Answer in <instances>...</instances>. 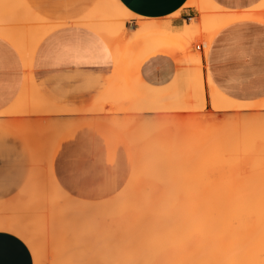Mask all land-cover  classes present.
I'll return each mask as SVG.
<instances>
[{
	"label": "bare ground",
	"instance_id": "1",
	"mask_svg": "<svg viewBox=\"0 0 264 264\" xmlns=\"http://www.w3.org/2000/svg\"><path fill=\"white\" fill-rule=\"evenodd\" d=\"M107 0H105V2H106ZM111 1V0H110ZM204 1H206V0H203V2L202 1H200V0H188V2L186 3V7H190V8H195L196 9V11H197V13L199 14V15H201L204 11H206L207 9L209 10V11H211V8H212V11H213V9H214V12L213 13H211V14H205L204 13V15H205V17H206V15H207V18L206 19H208V17L210 18V16L211 17H213V16H215V14H217L218 15V13L216 12V11H218L219 9H221V7L218 9V10H216L215 8L218 6V5H216L215 7H214V5H215V3H213L212 1L210 2V0L207 2L206 1V3L204 2ZM264 1V0H263ZM98 3H97V6H98V9H97V7L95 8V9H97L96 11L93 9V13H92V11H90V13H88V14H86V15H84V16H82L81 18H80V20H78L79 22H78V24L77 25H80V26H83V27H90V26H92L91 28H92V31H94L95 33H97V34H99L101 37H103L104 38V40L107 42V44L109 45V46H112L111 47V49H113V48H115V46H113L114 45V43H115V45L117 44V46L119 45V44H121V42L120 43H116V42H119V40L120 41H122V38L125 36V28H124V26H125V22H123V18L124 17H126V16H131L130 15V13H128L124 8H122L120 5H119V3H117V1L116 0H113V1H111L112 3H109V1H107L108 2V6H107V2L104 4V5H106L105 7H104V5H103V2H104V0H98L97 1ZM202 2V3H201ZM210 2V3H209ZM115 3H117L116 5H114ZM203 3H205V4H203ZM213 3V6L211 5L210 6V4H212ZM102 4V5H101ZM112 4H113V6H112ZM192 4V5H191ZM103 6V8H101V7ZM115 6V7H114ZM119 6V7H118ZM207 6V7H206ZM209 6V7H208ZM258 6H261V7H258ZM258 6H255L254 8H252L253 10L256 8V7H258V9L260 10H264V3L263 2H261V4H259ZM205 7H206V9H205ZM219 7V6H218ZM223 9V8H222ZM252 9H250V10H252ZM257 9V8H256ZM255 9V10H256ZM224 11H226L225 9H223ZM250 10H249V12H250ZM252 10V11H253ZM260 10V11H261ZM211 11V12H212ZM221 11V10H220ZM223 12V11H222ZM254 12V11H253ZM119 13V14H118ZM206 13H207V11H206ZM227 13L228 14H230V12L229 11H227ZM232 13V12H231ZM234 13V12H233ZM240 13V12H239ZM120 14H122L121 16H120ZM214 14V15H213ZM223 14H224V12H223ZM226 14V13H225ZM249 15H247V14H245V16L244 15H242V16H238V17H234V16H228L227 14V16L228 17H225V18H223V19H215L214 21H209L208 23H206V25L204 24V26L203 25H199V24H197L196 22L194 23V22H192V23H189V24H184V25H182L183 27H181V28H172L171 27V25L168 23L167 25L165 24V25H159V27L157 26L158 25V23H155V24H151L150 23V21H139L138 22V26H139V29L137 28V30L134 32V34L133 35H131V42L134 44L135 42H137V41H139V40H141V39H143V38H146V37H149L150 36V34L152 33V31H160V33H161V36L160 37H162V38H164V39H173L174 41H176V42H178V43H182L184 40H190L191 38H195L196 36H200V30L202 29V26H203V30H207L208 31V35H207V37H206V40H205V42H204V45L203 46H205V48H206V51H207V48H208V46H209V44H210V42H211V40L213 39V37L221 30V29H223L224 27H226L227 25H229V24H231V23H233V22H236V21H241V20H251V18H252V16L254 15V14H250V13H248ZM109 15V16H108ZM220 15H222V13L220 12L219 13V17L218 18H221V16ZM236 15V14H235ZM237 15H238V13H237ZM240 15V14H239ZM110 17L111 19H112V24H109V22H107L106 24H102V27H97L98 26V24H97V22L98 21H101L102 19H104L105 17ZM119 16V17H118ZM122 16H124L123 18H122ZM202 16V18L203 19H205V17H203V15H201ZM263 16V15H262ZM217 17V16H216ZM119 18V19H118ZM262 18H264V17H262ZM121 19V20H120ZM206 19L204 20L205 22H206ZM213 19H214V17H213ZM209 20V19H208ZM212 20V19H211ZM121 21V22H120ZM152 22V21H151ZM4 23H8L9 25H12L13 26V24H16L18 27H16V29H13L12 30V27L10 28V27H8L7 25L8 24H4ZM46 19H44V18H42V17H40V16H38V15H36L31 9H30V7L27 5V3L25 2V0H0V34L1 35H3V36H5V37H8L9 35H11V34H13L14 35V39L16 40V43H15V49L18 51V54H19V57H20V59L22 60V62L24 63V65H25V67H28L29 66V63H30V60L33 58V52H34V50H35V48L37 47V45L39 44V42L44 38V36H40L41 34H40V32H42V31H44L46 34H49L52 30H54V29H56V28H58V27H60V25H57V24H53V23H51L52 25H50L49 24V22L48 23H46V24H49V26H47L46 24ZM260 23V22H259ZM183 24V23H182ZM6 25V26H5ZM24 26V25H28V28H29V26H30V28L27 30V31H24L23 30V28H21L22 26ZM101 25V24H100ZM161 26V27H160ZM97 27V28H96ZM17 30V31H16ZM207 31L205 32L206 34H207ZM204 34V33H203ZM201 37V36H200ZM114 38H116V39H114ZM118 38V39H117ZM121 38V39H120ZM203 39H204V37H203ZM113 40H114V43H113ZM116 40V41H115ZM191 41V40H190ZM195 41V40H194ZM123 43V42H122ZM121 48H122V45H119ZM120 47H118V49L120 48ZM118 49L116 48L114 51H115V53L117 54V55H120V54H118ZM123 50V49H122ZM117 51V52H116ZM119 52H121V49L119 50ZM121 54H122V52H121ZM117 55H115L117 58H118V56ZM120 58V57H119ZM122 58V57H121ZM115 60H117V59H115ZM119 60V59H118ZM121 60V59H120ZM194 62H196V65L197 66H199V70H198V77L197 78H199V80L197 79V95H198V97H199V101H201L200 103H202V108H204V107H206V100H205V93H204V80H203V76H202V73H201V57H198L197 59H195V61H192V63H194ZM117 63H120L119 61H117ZM115 66H116V63H115ZM116 68H117V66H116ZM197 69H198V67H197ZM119 73V70H118V68H117V70H115V74L117 75V73ZM119 76H120V74H118ZM197 75V74H196ZM119 76H118V78L117 79H114L113 80V82L111 83V86H110V88H109V90L111 91H109L107 94H105L106 95V97H107V95L109 96V94L111 93V96L115 93L116 94V91H117V89L119 88ZM207 77V76H206ZM121 78V77H120ZM207 79V78H206ZM207 81V84H208V86H209V96H208V98H209V105H210V107L213 109V110H215V111H217V110H219V109H221V108H224L225 109V111H226V109H228V111H230L231 109V111H233V108H238L237 106H231L230 104V102H229V100L227 99V98H223L222 99V97L220 96V94L218 93V91L211 85V83H210V80L209 79H207L206 80ZM123 85V84H122ZM122 87V86H121ZM123 88V87H122ZM121 90H123V89H121ZM126 90V92H128V93H126V95L129 97L128 99H131V97H132V94H130V92H129V90L126 88L125 89ZM119 91V90H118ZM112 92H114L113 94H112ZM194 92V91H193ZM119 93H121V92H119ZM124 93V92H123ZM117 97H119L120 95L117 93ZM111 96H110V99H108V100H106V102H108L109 100H111L112 98L114 99L115 98V96L116 95H113L112 96V98H111ZM123 96H124V94H123ZM126 96V97H127ZM194 96V95H193ZM104 97V96H103ZM102 97V98H103ZM116 97V98H117ZM101 98V99H102ZM105 98V97H104ZM115 98V99H116ZM182 98V97H181ZM194 98V97H193ZM114 99V100H115ZM119 100H122V99H120V98H118ZM126 99V101H127V98H125ZM125 99L123 100V101H125ZM186 99V98H185ZM114 100H111V103L112 102H114ZM132 100H135L134 98H132ZM136 101V100H135ZM183 101V100H182ZM188 101V100H187ZM192 101V100H191ZM198 101V102H199ZM115 102H118L119 103V101L118 100H116ZM120 102H122V101H120ZM176 102V101H175ZM197 102V103H198ZM137 104V107H136V105L134 106V108L136 107L137 109H135V110H133V111H135V113H137V111H138V113H140V112H145V111H149V112H155V113H158L159 111L161 112V113H166L168 110H169V108H166V107H164V106H156V105H149V104H145V103H142V102H140V101H138V102H136ZM184 103V102H183ZM172 104V103H171ZM187 104V103H186ZM201 105V104H200ZM221 105H223L224 107H221ZM165 106H167V105H165ZM176 106V105H175ZM102 107L103 106H101L100 108L102 109ZM158 107V108H157ZM201 107V106H200ZM245 107V106H244ZM248 107V106H247ZM133 108V109H134ZM139 108V109H138ZM98 111H101V113L99 114V115H101L102 114V110H99V106H98ZM171 109V108H170ZM172 109H173V107H172ZM176 110H180V112L182 111V110H184V111H188L189 110V107H187V106H181V104H180V106H177V108H175ZM239 109V108H238ZM244 109V108H243ZM86 109H69V108H62V107H60L59 105H57V104H55V103H53V102H51L50 100H48L44 95H43V93L42 92H40L36 87H35V85H34V82H33V79H32V74L30 73V72H26V76H25V79H24V86H23V89H22V91H21V93H20V95H19V97L17 98V100L15 101V103L13 104V105H11V107L9 108V109H7V110H5V111H3V112H1L0 113V124H3V125H6V126H8L10 129H12L15 133H17L18 135H20L21 137H22V139H23V141H24V143H25V145H26V147H27V149H28V154H29V156H30V167H29V173H28V177H27V180H26V182H25V184L23 185V187L20 189V191L16 194V195H14V197H12L10 200L8 199L7 201H3V202H0V232H3V233H7V234H10V235H13V236H15V237H17V238H20V239H22L25 243H26V245H27V247L31 250V253H32V255H33V257H34V261L36 262V264H39V261H41V260H45V263L50 259V256L51 255H57V254H63V253H67V254H71L72 252H73V254L75 255V256H77L78 254H79V251H78V245H79V242H78V238H79V236H81L82 234L81 233H83L84 231H86V232H90V230L92 229V228H97V227H99L100 226V223L98 222V220L97 221H95V222H91V221H89V223H87L88 225L86 226V228L82 231V230H80V231H74V229H77V228H75V226H76V222H77V220H76V218L74 217V214H72V212H73V210L75 209V208H77V207H80L81 205H83L84 204V201H82L81 199H78V198H76V197H73L72 195H70L61 185H60V183L58 182V180H57V178L55 177V174H54V171H53V168H52V164H53V156H54V152H55V149H56V146H57V143H58V141L61 139V137L62 136H64L65 135V133L66 132H68L69 130H71L73 127H72V123L70 124V125H68V127L64 130V131H61V132H57V131H55V129H56V124H52V123H46L45 122V125L44 126H42V125H40L38 128H39V130L38 129H36V126L37 125H35V124H33V122L32 121H30L31 123H18L17 121H15V120H13L12 118H14V117H17L18 115H23V114H26L28 111H32L33 112V114L35 113L36 114V116L37 115H40V116H55V115H71L72 113H80V114H82V113H85L84 111H85ZM89 110V109H88ZM95 110V109H94ZM93 110V111H94ZM137 110V111H136ZM141 110V111H140ZM159 110V111H158ZM196 110V109H195ZM194 110V111H195ZM200 110H202V109H200ZM237 110V109H236ZM241 110V109H240ZM240 110H238V111H240ZM245 110H247V109H245ZM249 110V109H248ZM90 111H92V110H90ZM90 111H88V112H90ZM107 111H108V109H105V111H104V114H108L107 113ZM158 111V112H157ZM184 111H183V113H184ZM235 111V110H234ZM106 112V113H105ZM153 112V113H154ZM159 112V113H160ZM171 112V111H170ZM191 112V111H190ZM87 113V112H86ZM82 114V118L84 117V120L85 121H88L89 119H91V120H93L94 118H95V120H97V121H93V123L94 124H97V123H99V124H103L104 122H106V123H104V126H108V127H110V123L108 122V124L109 125H106L107 124V121L110 119L111 121H112V119H113V117H111V118H106L105 117V115L103 116V118L100 120L99 118V116H97V117H91V114L89 113V115L90 116H88L87 114ZM99 113V112H98ZM175 113V112H174ZM28 114V113H27ZM96 114V113H95ZM185 114V113H184ZM74 115V114H73ZM76 115V114H75ZM78 115V114H77ZM93 115V114H92ZM24 116V115H23ZM29 116V115H28ZM81 115H79V117L78 118H76L74 121H75V126H79V125H82L83 124V120L81 119V117H80ZM85 116H87V117H85ZM178 116V115H177ZM172 117V119H171V122H172V120H174L173 121V124L170 122V116H163V117H161L162 119H164L163 121H165V119L166 120H169V122L173 125L172 127H174L175 126V128L178 130L177 132H174L173 131V129L172 130H170L172 127L171 126H169V125H171V124H168L167 125V123H169V122H166V125H167V128L165 127V125H163L164 126V128L163 127H161L160 129H159V127H156V126H159V124L162 126V124H164L163 123V121H162V123H159V120H161L160 118L157 120V121H155V118L157 119L158 117H155V118H153L152 120L151 119H147V120H141V119H139L138 118V120H134V121H139V120H141L140 122H134L135 124H136V126L137 125H139L140 126V128H142V130H143V127H144V129L146 130H144V132L143 131H141V133H144L145 134V136L147 135H152L151 137H152V139H154V140H157L156 141V143H155V141L154 140H152L151 139V137H149V142L152 140L153 142L151 143L150 142V144L151 145H153V143H154V145L153 146H151L149 149H151L152 147L153 148H156L155 150H156V152H154L155 150L152 148V150H153V153H152V155H155L154 157H156V158H154L150 153L152 152L151 150H150V153L148 154V155H150V156H148V158H150L149 160H154V161H148V160H146V163L144 164V163H142L144 166H147V167H142V169H141V171H142V173H143V175H141L139 172V174H140V176H143L144 178H146V177H149V178H153V177H155V176H158L160 173V171H159V167H158V165L160 164V163H158V162H160L161 161V159H160V156H161V154L163 155V153H166V152H168L169 151V148H170V151L171 150H176L177 149V151L179 152H181V151H185L184 153H186L185 154V156L187 155V157L190 159V157L191 158H193L192 157V155L194 156L195 154H196V150H200V152L202 151H204V153L205 152H207L208 150H209V147H207L205 150H203L204 149V146H205V142H200L199 143V145H196V138H198V137H196L195 138V136H196V134H195V132L197 131H194L195 130V128H196V123H198L199 124V126H201V124L204 122L203 120H202V122H201V120L199 119V121L198 120H196V117H190V116H185V117ZM101 117H102V115H101ZM104 117H105V119H104ZM126 117V116H125ZM128 117V116H127ZM137 117V116H136ZM87 118H89V119H87ZM124 118V117H123ZM131 118V119H130ZM130 118H126V119H130V121H133V118L134 117H130ZM79 119V120H78ZM99 119V120H98ZM107 119V120H106ZM115 119V118H114ZM120 119V118H119ZM136 119V118H135ZM198 119V118H197ZM202 119V118H201ZM212 119V118H211ZM211 119H209V122H210V120ZM91 120H89V121H91ZM105 120V121H104ZM153 122V120L155 121V122H158V123H156V124H154V125H152V124H150V122L151 121ZM215 120L216 119H214V122H215ZM101 121V122H100ZM104 121V122H103ZM114 121V120H113ZM128 121V120H127ZM146 123V124H148V125H146L144 122ZM150 121V122H149ZM197 121V122H196ZM211 121H213V119L211 120ZM264 121V120H263ZM73 122V121H72ZM96 122V123H95ZM103 122V123H102ZM142 122V124H140ZM148 122V123H147ZM214 122H211V123H213V124H215ZM218 122V121H217ZM85 123V122H84ZM87 123H90V122H87ZM92 123V124H93ZM131 123H133V122H131ZM133 123V124H134ZM207 123H208V121H207ZM210 123V124H211ZM37 124V123H36ZM74 124V123H73ZM206 124V123H205ZM209 124V123H208ZM112 125V124H111ZM143 127H142V126ZM146 125V126H145ZM178 125V126H177ZM204 125V124H203ZM113 126V125H112ZM155 126V127H154ZM180 126H181V129H179L180 128ZM206 126V125H205ZM132 127H135V126H132ZM147 127V128H146ZM151 127H152V129L155 131H151ZM171 127V128H170ZM112 130H114L115 131V128L113 129L112 127H110ZM139 128V129H140ZM156 128H158V129H156ZM199 128V127H198ZM197 128V129H198ZM250 128V127H249ZM150 129V130H149ZM157 131H156V130ZM164 129V130H163ZM183 129V130H182ZM184 129H185V131H186V133H185V131H184ZM206 129V128H205ZM141 130V129H140ZM168 130V131H167ZM180 130H181V132H180ZM188 130H189V133L190 134H188ZM199 130V129H198ZM202 130H203V127H202ZM37 131H38V133H37ZM148 131V132H147ZM169 131H171V134L169 133ZM200 131V130H199ZM205 131V130H204ZM139 132V131H138ZM153 132L155 133V134H153ZM161 132V133H160ZM168 132V133H167ZM182 132H184V134L182 133ZM119 133V132H118ZM148 133H150V134H148ZM172 133H174V134H177V135H174V134H172ZM180 133H182L181 135H180ZM203 133V132H202ZM132 134H133V132H132ZM166 134V135H165ZM188 134V135H187ZM120 135V134H119ZM153 135H155V136H153ZM162 135V136H161ZM163 135H164V137L166 136L167 137V139H166V137L165 138H162L163 137ZM188 136L187 138L185 137V139L184 140H180V136L182 137V136ZM215 135V134H214ZM222 135V134H221ZM220 135V136H221ZM136 136V135H135ZM144 136V137H145ZM157 136H159V137H157ZM172 136H173V138H172ZM206 136V135H205ZM220 136H218L219 138H220ZM155 137V138H154ZM208 137V136H207ZM211 137V136H210ZM216 137V136H215ZM37 138L39 139V141H38V143L35 145L34 144V140H37ZM160 138H161V140H160ZM191 138V139H190ZM217 138V137H216ZM135 139V138H134ZM164 139H166V140H164ZM187 139V141H185ZM199 139V138H198ZM221 139V138H220ZM223 139V138H222ZM146 140H148L147 138H146ZM146 140H144V141H146ZM160 140V141H159ZM173 140H175V141H173ZM202 140H204V139H202ZM216 140H218V139H216ZM163 141L165 142V143H163ZM166 141H169V142H166ZM171 141H173V142H171ZM183 141H184V143H183ZM206 141V140H205ZM209 141V140H208ZM212 141L214 142V140L212 139ZM161 142V143H160ZM176 142H177V144H176ZM198 142V141H197ZM168 143H170V144H168ZM188 143H189V145H188ZM194 144V145H192V144ZM210 143V142H209ZM141 144V143H140ZM149 144V143H148ZM156 144H157V146H156ZM161 144H163V145H161ZM208 144V143H207ZM161 145V149H159L158 147ZM166 145V146H165ZM171 145H173V146H171ZM182 145V146H181ZM185 145V146H184ZM188 145V146H187ZM211 145V144H210ZM165 146V147H164ZM168 146H169V148H168ZM182 148H184L183 150L181 149V147ZM164 147V148H163ZM167 147V148H166ZM176 147V148H175ZM190 148V150H189V148ZM130 148V147H129ZM141 148V147H140ZM145 148V147H144ZM180 150H179V149ZM186 148V149H185ZM188 148V149H187ZM192 148V149H191ZM138 149V148H137ZM136 149V150H137ZM202 149V150H201ZM162 150V151H161ZM138 151V150H137ZM141 151V150H140ZM145 151H146V149H145ZM160 151V152H159ZM176 151V152H177ZM187 151V152H186ZM132 152V151H131ZM189 152V153H188ZM195 152V153H194ZM170 153V152H169ZM183 153V154H184ZM194 153V154H193ZM197 153H198V151H197ZM136 154V153H135ZM146 154V153H145ZM182 154V155H183ZM191 154V155H190ZM139 155L140 154H138L137 153V157H136V159H137V161L139 160V162H142V158H144V157H141L140 156V158H138L139 157ZM147 155V154H146ZM159 155V156H158ZM189 155V156H188ZM213 156V155H212ZM159 157V159L160 160H158L157 158ZM188 158H187V160H188ZM212 158H214V157H212ZM145 159V158H144ZM143 159V161L145 162V160ZM147 159V158H146ZM156 159H157V161H156ZM195 159V158H194ZM157 163H156V162ZM139 162H138V164H139ZM153 162H155L154 164L155 165H153L152 163ZM133 163V162H132ZM138 164H134V165H137L138 166V168H139V165ZM150 166H149V165ZM137 166H135V167H137ZM142 166V165H141ZM155 166H157L156 168L158 169H156V168H154ZM160 166V165H159ZM132 168V167H131ZM141 168V167H140ZM140 168H139V171H140ZM134 169V168H133ZM132 169V170H133ZM143 169H145L144 171H143ZM156 169V170H155ZM134 170H136V169H134ZM146 171V172H145ZM159 171V172H158ZM132 172V171H131ZM134 172V171H133ZM136 172V171H135ZM156 172H158V173H156ZM144 173H145V176H144ZM134 174V173H133ZM132 174V178H133V175ZM139 174H137V175H139ZM147 174V175H146ZM148 174H149V176H148ZM155 174V175H154ZM196 174V173H195ZM194 174V175H195ZM130 177V176H129ZM143 177H137V180H135L136 182H132V183H134V187H132V189H130V190H133L132 192H130L131 194H133V195H131V197H130V199H132V201H131V203H133V201H134V203L136 202V201H138V200H140V198H141V196H140V193L143 195L142 196V198L144 199H142V201L144 202L145 201V203L147 204L148 203V201L147 200H145V199H147L146 197H148V194L149 193H152L153 191H152V187L149 185V187H151V188H149V191H144L143 190V187H145L146 188V186H148L147 185V183H146V186L144 185V181H143ZM176 177H180V176H176ZM195 178H196V176L194 177V179H193V182L190 180V182L188 181V184L189 183H192V185L191 184H189V186H188V184H186V182H184L185 184V186L183 187V189L184 188H186V186H188L187 188L188 189H182L181 191H182V193H181V191H180V189L181 188H178V191H176V189H173V187H174V185H175V183L173 184V181H172V179L174 180V177L172 178V179H168V180H171V181H169L168 183H170L171 182V184L172 185H170V184H168V183H166L167 182V180H161L160 179V181L161 182H163L162 183V186L164 187L165 185H166V187L168 186V188H166V189H162V186H161V189H162V197L163 198H161V199H164L165 198V195H167V194H171L170 196L168 195L165 199H169L168 201V203L170 204H167V206L166 207H168V210H167V208L165 207V204H166V202H167V200H163V201H161V199L159 200L158 199V201H160V203L162 202H165L164 203V205L161 203V204H156V203H159V202H157L156 201V199H154V197H156L157 196V194H159V192L161 191L159 188H158V190H160L159 192L158 191H156L155 190V192H157V194L155 195V194H152V197H153V199L156 201V202H154V201H152L151 202V200H153L152 198H150L149 199V202L152 204L153 202L155 203L154 204V206L155 205H159L160 207L163 205V207L164 208H160L159 207V210H158V207L156 208L157 209V211H155L154 212V210L155 209H153V210H151L152 208H154L153 207V205H151L150 203H148V204H150V206H148V205H146V204H144V205H146V206H148V208L146 207V209H145V206H144V209H143V206H142V204H140L141 205V207H142V209H143V212H141L142 211V209H141V211L139 212L140 214H142V215H144V211H148V212H151V211H153L154 212V214H151V213H148V212H145L146 213V219H148V220H146L144 217H142V218H144V220H142L141 222H143V221H145V222H143V224H141V222H138L137 224H135L136 222H134V221H132V220H136V221H138V219H137V217H138V213L135 211V215H136V213H137V217H136V219H134L133 217H134V213H129V214H131V215H128V216H131L130 218L128 217H126V216H124V217H126L128 220H130V221H132V224L130 223V221H129V224H127L128 222H126V223H123L124 225L125 224H127V226H123L124 228H122V230H124L125 229V227H126V229H127V227L131 224L134 228L133 229H131V230H126L127 232L129 231L130 233H132V234H130L129 232L125 235L124 233L126 232H124V233H122V235L125 237V239L127 240V237H128V241H127V244L129 243V244H131L130 242L132 241V244H133V242L134 241H136V242H134V244L132 245H127L126 243L124 244L123 242H122V249L120 250V251H122V250H124V251H122L121 253H120V251H119V253L121 254V255H119V253H116V252H118L117 250L118 249H120L118 246H116V247H118V249H116V251L114 250V251H112V253L114 252L115 253V255L116 256H120V259H121V257H122V260L125 258V263L127 262L126 260L127 259H129V258H131L130 256H128V255H132V254H130V253H132L133 251H132V249L134 248L135 250V252H133L134 254L136 253H138V255H137V257H135L136 256V254H135V256L133 257V259L131 258L130 259V261L131 262H135V264H140L139 262H144L146 259V261L145 262H147V263H150V261H153L152 259H154V261H153V263L151 262V264H163L164 262H166V264H264V189H263V191H262V189H258V187H257V184L260 182V181H258V183L256 184V182H255V185L256 186H254V185H252V184H254V183H250L249 182V184H247L246 183V185L245 184H243L242 186L244 187H241V186H236L235 185V183H229V185L227 184L226 185V183L227 182H225L224 183V185H222L223 184V182H222V184H220V185H213L212 183H207L208 181H202L201 179V181L200 180H198V179H196L195 180ZM181 179V178H180ZM129 180V179H128ZM127 180V181H128ZM133 180V179H132ZM155 180V179H154ZM175 180H178V179H175ZM153 181V180H152ZM159 180H156V183H159L160 182ZM184 181V180H183ZM196 181V182H195ZM137 182H138V187H137ZM155 182V181H154ZM160 182V183H161ZM178 182V181H177ZM176 182V183H177ZM129 183V182H128ZM131 183V182H130ZM129 183V184H130ZM135 183H136V185H135ZM143 183V184H142ZM159 183V184H160ZM165 183V184H164ZM183 183V182H182ZM216 183V182H215ZM218 183V182H217ZM221 183V182H220ZM179 184V183H178ZM181 184V183H180ZM242 184V183H241ZM251 184V185H250ZM132 184H130V185H127V186H131ZM144 185V186H143ZM194 185H196V187L194 186ZM157 186H159V185H157ZM171 186V187H170ZM173 186V187H172ZM176 186V185H175ZM182 186V185H181ZM194 186V187H193ZM252 186H254V188L252 187ZM126 186L124 185V188H125ZM172 188V189H170V188ZM256 187V188H255ZM261 187V186H260ZM123 188V187H122ZM122 188H121V190H122ZM127 188V187H126ZM126 188L124 189V190H126ZM135 188V189H134ZM136 188H138L139 190H140V188H141V190H143V192H138V189H136ZM154 189H156V187H153ZM129 189V188H128ZM127 189V190H128ZM147 189H148V187H147ZM151 189V190H150ZM168 189H170V190H174V191H171L170 193H169V191H168ZM189 189H190V192L189 193H191V195L190 194H188L187 196L185 195V194H183V193H188V191H189ZM192 189H194V190H192ZM196 189V190H195ZM257 189V190H256ZM124 190H122V192L124 191ZM146 190V189H145ZM134 191H136V193L134 192ZM152 191V192H151ZM168 193H167V192ZM120 192V193H119ZM121 191H118V193L119 194H121L122 193ZM128 192L129 191H127V193L124 191V193H126V194H128ZM134 192V193H133ZM147 192H149L148 194H147ZM175 194V196H178L177 194H179V197L181 196L180 195V193L182 194V198H184L183 196H185L186 197V204H187V202L188 203H191L190 204V206L188 207V206H185L186 204H185V202H182L183 203V206H181L182 204H178L177 202H178V200H177V198L175 197V196H173V193ZM177 192V193H176ZM145 193H146V195H145ZM164 193H166L165 195H164ZM192 193L194 194V196L192 195ZM117 194V193H116ZM116 194H114V196H112L111 198L114 200L115 198H113V197H115L116 196ZM118 194V195H119ZM122 195V194H121ZM121 195H119V196H121ZM123 196H124V194H123ZM128 196H129V194H128ZM133 196V197H132ZM137 198V197H139V199L137 200L135 197ZM146 196V197H145ZM150 196V195H149ZM159 196V195H158ZM157 196V197H158ZM190 196H192V197H190ZM118 197V196H117ZM116 197V198H117ZM122 197V196H121ZM127 197V196H126ZM151 197V196H150ZM160 197H161V195H160ZM168 197H171L172 198V200L170 199V198H168ZM178 197V198H179ZM188 197H190V198H192V201H190V200H188L187 201V199H188ZM120 198V197H119ZM133 198H135V199H133ZM159 198V197H158ZM176 198V200H174ZM122 199H124V198H122ZM116 200H118V198L116 199ZM121 200V199H120ZM126 200L127 201H125V202H128L129 201V199H127L126 198ZM171 200V201H170ZM180 200H184L185 201V199H180ZM121 201H123V200H121ZM175 201H176V203H177V206L179 205V209H180V207H183V208H181L180 210H181V217L178 215V211L180 212V210H178V208H177V206H175ZM130 202V201H129ZM170 202H172V205L174 204V206H172L171 205V203ZM174 202V203H173ZM120 203V202H119ZM123 203V202H122ZM142 203V202H141ZM123 204H127V203H123ZM123 204H120L121 206H123ZM137 204H138V202H137ZM137 204H136V206H135V204H134V206L135 207H137ZM185 204V205H184ZM44 205H48L49 207H51V208H57V207H61L65 212H66V214H67V216L65 217V220L64 221H57V223H56V225H55V227H54V229H55V234L53 235V236H51L50 237V244H49V246L52 248H50V251H47V243H48V240H47V237H45V238H43L42 239V245H40L39 246V242H38V240L40 239V237H38L36 234H35V232H34V230H35V228L37 227V226H39V225H41V224H43V223H41V222H38V221H35V220H33V219H30V217L28 216L31 212H33L34 211V209H30V208H32V207H42V206H44ZM85 205V204H84ZM118 205V204H117ZM116 205V206H117ZM119 205V206H120ZM129 205H130V203H129ZM128 205V207H130ZM139 205V206H140ZM127 206V205H126ZM133 205L131 204V207H132ZM169 206H171V207H169ZM184 206H185V208H184ZM124 207V206H123ZM135 207H133V208H135ZM141 207H138V208H136V209H139V208H141ZM173 207L175 208L173 211L171 210V212L172 213H174L173 215H171V214H169L170 212H169V210H170V208H172L173 209ZM187 207H188V210H187ZM121 207H118V211L116 210L115 212H114V214L116 213V215L118 214V217H119V213L121 214V212L120 211H122V213L125 211L124 209L125 208H121ZM166 208V209H165ZM129 209V212H130V208H128ZM162 209H164L165 210V212L162 210ZM177 209V210H176ZM185 210L186 209V211H188V213L190 214V216H189V223L187 222L186 223V219H183L182 218V215L184 216L185 214L183 213L182 214V212H185V211H183V210ZM120 210V211H119ZM134 210V209H133ZM140 210V209H139ZM175 210H176V212H175ZM126 211H127V208H126ZM158 211H160V212H158ZM169 213H168V212ZM133 212V211H132ZM156 212H158L157 214H155ZM124 213H126V212H124ZM128 213V212H127ZM126 213V214H127ZM148 213V214H147ZM160 213V214H159ZM176 213V214H175ZM188 213H186L187 215H188ZM70 214V215H69ZM72 214V215H71ZM112 214H113V212H112ZM112 214H110L111 216H114V215H112ZM139 214V215H140ZM69 215V216H68ZM91 215V214H90ZM107 215H109V214H107ZM122 215V214H121ZM124 215V214H123ZM132 215H133V217H132ZM148 215H150V216H148ZM156 216V218L158 219V218H160L159 216H161L162 217V215H165L164 217H163V219L161 220V219H158L159 220V225L161 224V223H163L164 221L166 222V224H162V225H164L165 226V228H163V226L162 225H160V230H159V228H157V230H155V231H153L154 230V228H155V226L156 225H158V224H156L155 223V221L157 222L158 220H156L155 219V221H154V219L153 220H151L152 218H150L151 216ZM166 215H167V217H168V220H174V219H169V217H173V218H175V217H179L180 218V220H181V218L183 219L181 222H182V225H183V221H185L184 222V225L183 226H181L180 224L181 223H179L180 221L179 220H177V222L179 223H176V220H174V222H170V221H168L166 218ZM175 215H178V216H175ZM187 215H185L186 216V218H188V216ZM184 216V217H185ZM91 217V216H90ZM109 217V216H108ZM139 217H141V216H139ZM147 217H149V218H147ZM166 217V218H165ZM171 217V218H172ZM94 218V217H93ZM103 218V217H102ZM121 218L123 219V217H121L120 216V218H119V220L118 221H120L121 220ZM126 218H124V220L126 219ZM167 220H165V219ZM100 219V218H99ZM112 219L113 218H111L110 219V221L112 222ZM116 219H118V218H115L114 220H115V222H117L116 221ZM176 219H178V218H176ZM113 220V221H114ZM151 220V221H150ZM163 221V222H161V221ZM103 221H104V219H103ZM109 221V222H110ZM123 220H121V222H122ZM148 221V222H147ZM150 221V222H149ZM154 221V222H153ZM102 222V221H101ZM105 222L107 223V221H106V219H105ZM115 222H113L111 225H109L110 223H108V224H106L107 225V227H108V225H109V227L110 226H112L111 228H108V230H107V232L108 231H110L113 227H116V228H119L118 226H117V224L115 223ZM161 222V223H160ZM169 222V223H168ZM114 223H115V226H114ZM117 223H119V222H117ZM133 223H134V225H133ZM186 223V224H185ZM102 224H104V223H102ZM151 224V225H150ZM172 225V224H177V225H180V226H175L174 225V227L176 228V227H178V228H176L177 230H181V228H179V227H182V228H184V226L185 225H187L188 227H190L191 229H188V227L186 226L185 228H187L190 232H188V230L187 231H185V232H183V230H181V231H179V232H183V233H186V235L190 238L191 236H192V239H189L188 238V240H190L189 242H191L192 240H193V242H191L192 244H193V249L191 250V246H189L188 247V245H190V244H188L187 242H188V240H187V236L184 234H181V233H179V234H181L182 236H180V238H177L176 236H175V238H177V239H179L180 241H179V244H180V246H186V247H182V249H179L180 247H179V244H177V247L178 248H176V249H179V251L181 252L180 254H178L177 256H179V257H176L178 260L176 261V263L175 262H173V259L175 258L174 256H173V252L176 254V252L178 251H176L175 252V250L173 249L174 247H175V245L173 246V248L172 247H170L169 245H173V242H178V240H173V239H171L172 237H174V236H171L170 235V233H168V236L170 237V239H168L169 237L168 236H165L166 234H167V232L164 234V232L165 231H167V230H169V229H173L172 231H174V233H173V235L174 234H178L175 230V228L173 227V228H171V227H169V225ZM189 224V225H188ZM105 225V224H104ZM129 226V227H131L132 228V226ZM136 225V226H135ZM138 225V226H137ZM144 225V226H143ZM120 227H121V225H119ZM101 227V226H100ZM106 227V226H105ZM128 227V228H129ZM152 227H153V229H152ZM157 227V226H156ZM169 227V228H168ZM103 228V227H102ZM101 228V229H102ZM138 230H137V229ZM151 228V229H150ZM161 228H163V229H161ZM166 228H168V229H166ZM136 229V230H135ZM145 229V230H144ZM149 229V230H148ZM105 230V229H104ZM114 230V229H113ZM113 230H111V231H113ZM132 230H134V231H132ZM144 230V231H143ZM163 230V237L161 236V231ZM171 230H169L170 232H171ZM103 231V230H102ZM106 231V230H105ZM104 231V232H105ZM118 231H120V228L118 229ZM117 231V232H118ZM147 231H148V233H147ZM151 233H150V232ZM157 231V232H156ZM96 232H97V230H96ZM106 232V233H107ZM145 232V233H144ZM156 232V233H155ZM176 232V233H175ZM99 233V232H98ZM110 233H112V232H110ZM134 233V234H133ZM153 233V234H152ZM191 233V234H190ZM81 234V235H80ZM105 234V233H104ZM152 235V237H150L149 236V238L151 239H154V238H156L157 239V236H156V234L158 235V234H160V236L161 237H159V235H158V241H160V242H158L156 239L155 240H152L151 239V243L149 242V239H147L146 241H147V244L148 243H150V244H148V245H151V248H152V250H157V246H155V245H157V244H159V247H160V245H166V243H164L162 240L164 239H166V237H168L167 238V240L169 241H171L172 242V244H171V242H169L168 243V246L167 247H164V248H166L165 250H163V251H166V250H168V248L170 249L169 250V252L168 251H166L165 253H162V252H159L160 251V249L161 248H159V253H162L161 255H163V254H166V256L165 255H163L164 257H167L168 255H169V257H167V258H164L163 256H161V259H159L160 258V254H158L159 255V257H158V255H156V252L157 251H155V253H153L152 252V250H151V248L147 245H145V247H144V249H147V247H148V252L149 251H151L153 254H155L156 256H152L153 254L151 253V252H149L148 254H150L151 255V257H150V255H146V253H147V250L145 251L144 249V251L146 252V253H142L143 251H139V250H141L142 249V247H140L141 245H139V247H137V245H138V243H137V238L139 239V241L140 240H143V242L146 244V242H145V239L144 238H148L147 236H144V235ZM155 234V235H154ZM94 235V234H93ZM99 235V234H98ZM108 235V234H107ZM107 235H105L106 237H107ZM142 235H143V237H142ZM103 236V235H102ZM105 236H104V239H105ZM110 236V235H109ZM117 236V235H116ZM121 237V238H124V237ZM132 236V237H131ZM137 236V237H136ZM155 236V237H154ZM164 236H165V238H164ZM94 237V236H93ZM118 237V236H117ZM119 237H120V235H119ZM134 237H136V239L134 238ZM90 238H91V236H90ZM140 238H143V239H140ZM80 239V238H79ZM83 239V238H82ZM102 238H100V240H101ZM110 238L108 237V240H109ZM187 240V242L185 241V240ZM84 240V239H83ZM91 240H93L92 238H91ZM96 240V239H95ZM99 239H98V241H100ZM106 240V239H105ZM124 240V239H123ZM129 240H131V241H129ZM173 240V241H172ZM182 240V241H181ZM90 241V240H89ZM88 241V242H89ZM97 241V242H98ZM103 241V240H102ZM107 241V240H106ZM106 241H105V245L103 246V243L100 241V243L98 244V245H102L103 247H102V250H103V248H107V246H106V244L108 243H106ZM110 241V240H109ZM122 241V240H121ZM138 241V242H139ZM153 241V242H152ZM155 241V242H154ZM183 241H185L186 243H187V245L185 244V242H183ZM95 242V241H94ZM104 242V241H103ZM114 242V241H113ZM119 242V241H118ZM142 242V241H141ZM140 242V243H141ZM158 242V243H157ZM162 242V244H160ZM180 242H183L182 244L180 243ZM92 243V242H91ZM111 244H112V242H110ZM139 243V244H140ZM143 243V244H144ZM155 243V244H154ZM97 244H95V245H97ZM175 244V243H174ZM183 244H185V245H183ZM94 245V246H95ZM115 245V244H114ZM116 245H117V243H116ZM118 245L120 246V244L118 243ZM164 245V246H165ZM91 246H93V244L91 245ZM106 246V247H105ZM108 246H109V244H108ZM111 246V245H110ZM126 246V247H125ZM129 246V247H128ZM136 246V247H135ZM142 246H144V245H142ZM114 247V246H113ZM156 249H155V248ZM163 247V246H162ZM90 248V247H89ZM99 248H101V247H99ZM98 248V249H99ZM109 248L110 247H108L107 249L109 250ZM115 248V247H114ZM126 248V249H125ZM131 248V249H130ZM137 248H141V249H137ZM149 248H150V250H149ZM91 249V248H90ZM107 249H104L103 251L105 252V250H107ZM129 249V250H128ZM172 249L174 250V251H172ZM190 249V250H189ZM83 250V249H82ZM93 250V249H92ZM107 250V251H108ZM130 250H131V252H130ZM137 250V251H136ZM45 251H46V254H45ZM97 251H99V250H97ZM96 251V252H97ZM126 251V252H125ZM172 251V252H171ZM99 252H101V250L99 251ZM98 252V253H99ZM109 252H111V251H109ZM109 252H107V253H109ZM130 252V253H129ZM140 252H141V255H139L140 254ZM157 252V253H158ZM85 253V252H84ZM92 253V252H91ZM102 253V252H101ZM106 253V254H107ZM114 253H113V255H114ZM123 253V254H122ZM126 253H127V255H126ZM169 253V254H168ZM178 253V252H177ZM110 254V253H109ZM118 254V255H117ZM101 255V254H100ZM114 255V257H116ZM123 255V256H122ZM94 256V255H93ZM103 256V255H102ZM106 256V255H105ZM108 256V255H107ZM118 256V257H119ZM126 256V257H125ZM139 256L141 257H143V258H139ZM146 258H145V257ZM113 257V258H114ZM149 257V258H148ZM157 257V258H156ZM93 258V257H92ZM96 258H98V257H96ZM108 258H110V257H108ZM127 258V259H126ZM152 258V259H151ZM172 258V259H171ZM176 258H175V260H176ZM101 259H102V257H101ZM112 259V258H111ZM115 259H117V258H115ZM120 259H118V261L120 260ZM136 259V260H135ZM140 259V260H139ZM143 259H144V261H143ZM164 259H165V261H164ZM168 259V263H167V260ZM169 259H171V260H169ZM95 260V259H94ZM119 261V263H117V264H122V262L124 263V261ZM133 260H135V261H133ZM156 260H158V261H156ZM174 260V261H175ZM86 261V260H85ZM91 261H93V260H91ZM105 261V260H104ZM108 261H110V260H108ZM115 261H117V260H115ZM117 261V262H118ZM128 262V263H131V262ZM149 261V262H148ZM160 261H162V262H160ZM160 262V263H159ZM172 262V263H171ZM111 263L113 264V261H111ZM110 263V264H111ZM115 263V262H114ZM124 263V264H125ZM100 264H102V263H100ZM116 264V263H115ZM133 264V263H132ZM144 264V263H143Z\"/></svg>",
	"mask_w": 264,
	"mask_h": 264
},
{
	"label": "crops",
	"instance_id": "2",
	"mask_svg": "<svg viewBox=\"0 0 264 264\" xmlns=\"http://www.w3.org/2000/svg\"><path fill=\"white\" fill-rule=\"evenodd\" d=\"M97 1L25 0L36 15L46 19V23L60 27L39 42L28 67H25L15 49L14 35L5 37L0 34V113L9 109L19 97L24 86L25 72L32 74L35 87L48 100L61 107L86 109L95 102L100 89L109 84L114 60L110 46L103 37L77 24L82 16L98 9ZM116 1L131 15L125 22V39L134 34L139 21L169 23L176 29L199 18L196 9L186 7L188 0ZM213 1L237 13L249 11L262 2ZM175 44L180 43L159 36L147 37L134 43L135 55H132L133 59L132 56L129 58V61L132 60L129 74L139 84L135 87L130 82L138 96L136 99L150 104H166L171 97L178 96L185 73L197 71L196 67L190 65L192 59L185 61L184 51ZM198 52L205 81L206 107H210L207 79L216 90L236 101L256 102L264 99L263 23L254 20L233 22L213 37L206 52L204 47ZM127 88L130 92V88ZM181 92L184 93L183 90ZM82 114L55 115L41 119L72 122L79 115L84 120ZM2 125L0 185L4 190L0 192V199H11L16 193L14 185L23 181L24 171L30 167V158L22 137ZM82 126L72 128L58 141L52 168L60 185L73 197H105L120 188L126 180L128 159L125 149L118 147L113 177L111 182L106 183L104 143L97 133ZM0 264H33V258L22 240L0 232Z\"/></svg>",
	"mask_w": 264,
	"mask_h": 264
},
{
	"label": "rangeland",
	"instance_id": "3",
	"mask_svg": "<svg viewBox=\"0 0 264 264\" xmlns=\"http://www.w3.org/2000/svg\"><path fill=\"white\" fill-rule=\"evenodd\" d=\"M107 1H109V3H112L111 1H113V0H107ZM106 1V2H107ZM200 1H202L203 2V0H200ZM207 1V0H206ZM206 1H204L205 3H206ZM209 1V0H208ZM207 1V2H208ZM213 2V3H215L213 0H210V2ZM105 2V0H104V2H103V5L106 3ZM201 2V3H202ZM209 2V3H210ZM262 2L264 3V1L262 0ZM118 3V2H117ZM117 3H115L114 5H116ZM205 3H203V4H205ZM213 3L212 4H210V6L212 5L213 6ZM261 4V3H260ZM102 5V4H101ZM109 4H108V2H107V6H108ZM120 5V4H119ZM192 5V4H191ZM216 5H218L217 3H215V5H214V7L216 6ZM259 5V4H258ZM257 5V6H258ZM106 5H104V7H105ZM112 6H113V4H112ZM117 6V5H116ZM219 6V7H218ZM215 9L216 10H218L221 6L220 5H218ZM101 7V6H100ZM115 7V6H114ZM119 7V6H118ZM207 7V6H206ZM206 7H205V9H206ZM209 7V6H208ZM258 7H261V6H258ZM258 7H256L253 11L252 10H250V12L249 11H246V12H241V13H238V15H237V12H234V11H230V10H226V11H224L223 9V7H221V9H219L218 11H216L217 13H218V15L217 14H215V16H213L214 17V19H213V17H211L210 16V18L208 17V19H206L207 18V15L208 14H211V13H213L214 12V9H213V11H212V8H211V11H209L208 9L206 10L207 11V13H206V11H204L201 15H203V17H205V15H204V13L205 14H207L206 15V17H205V19H206V22L204 21L205 19H203L202 18V16L201 15H199V18L198 19H196V20H191L190 21V23H192V22H196L197 24H199V25H203L204 26V24L206 25V23H208L209 21H214L216 18L217 19H223V18H225V17H228V16H234V17H238V16H242V15H244L245 16V14H247V15H249L248 13H250V14H254L253 16H252V18H251V20H254V21H257V22H260V23H263L264 24V18H262V17H264V10H259L258 9ZM101 8H103V6L101 7ZM193 8V7H192ZM218 8V9H217ZM223 8V9H222ZM195 9V8H194ZM221 10V11H220ZM224 12V14H223V12ZM227 11H229L230 12V14H228L227 13ZM222 13V15H220L221 16V18H218L219 17V13ZM232 12V13H231ZM234 12V13H233ZM228 15H226V14ZM119 14V13H118ZM236 14V15H235ZM240 14V15H239ZM122 14H120V16H121ZM214 15V14H213ZM263 15V16H262ZM109 16V15H108ZM209 16V15H208ZM217 16V17H216ZM119 17V16H118ZM124 16H122V18H123ZM130 17V16H129ZM119 19V18H118ZM128 19V16H126V17H124L123 18V22H126V20ZM212 19V20H211ZM216 19V20H217ZM121 20V19H120ZM107 22H109V24H112V19L110 18V17H105L104 19H102L101 21H98L97 22V24H98V28L99 27H102V24H106ZM121 22V21H120ZM150 23L151 24H155V23H158V22H155V21H150ZM4 24H8V23H4ZM46 24V23H45ZM101 24V25H100ZM166 25L168 24V23H165ZM165 24H163V23H158V27H159V25H165ZM47 25V24H46ZM6 26V25H5ZM8 27H12V30L13 29H16V27H18L16 24H13V26L12 25H7ZM22 26V25H21ZM47 26H49V25H47ZM160 26V27H161ZM203 26H202V29L200 30V36H196L195 38H191L189 41L188 40H184L181 44H175L176 45V47L177 48H181L183 51H184V54H183V59L185 60V61H189V60H191L192 59V61H195V59H197L198 57H200V55H199V52L198 51H196V46H198V45H204V42H205V40H206V37H207V35H208V31H207V34L205 33L206 31L205 30H203ZM10 27V28H11ZM92 26H90L89 27V29L90 30H92V28H91ZM96 27V28H97ZM21 28H23V30L24 31H27L29 28H30V26H29V28H28V25H24V26H22ZM88 28V27H87ZM139 29V26H138V23L136 24V29ZM17 31V30H16ZM204 33V34H203ZM40 36H46L47 34L44 32V31H42V32H40ZM151 36H161V33H160V31L158 30V31H152V33L150 34V36L149 37H151ZM203 37H204V39H203ZM147 38V37H146ZM114 39H116V38H114ZM118 39V38H117ZM121 39V38H120ZM131 36L129 37V38H127V39H125V36L122 38V41H120L119 40V42H116V43H120L121 42V44H119V45H122V48L118 45L117 46V44L115 45V43H114V40H113V43H114V45L113 46H115V48H113L114 50L117 48L118 49V47H120L119 49H118V54H120V55H117L116 53H115V51L113 50V49H111V47L112 46H110L109 48H110V50H111V52H112V56H113V60H114V71H113V74H112V76H111V78H110V81H109V84H107L105 87H103V88H101L100 89V91L97 93V97H96V100H95V102L93 103V104H90L89 105V107L88 108H86V110L84 111L85 113L87 112L88 113V115H89V113L91 114V117L93 116V117H97V116H99L100 118V120L103 118V116L105 115V117L106 118H111V117H113V119H112V121L109 119L108 121H107V124L106 125H109L108 124V122L110 123V127H112L113 129L115 128V131L114 130H112L110 127H108V126H104V123H106V122H102L103 124H99V123H97V124H94L93 123V121H97V120H95V118L93 119V120H91V119H89V120H91V121H85V120H83L84 122H83V128H87L90 132H94V133H97L99 136V138L103 141V143H104V151H103V154H104V158H105V160H106V165H107V167L105 168V182L106 183H109V182H111V179H112V177H113V173H114V170H115V167H114V165H115V160H116V154H117V149H118V147H123L124 149H125V153H126V156H127V159H128V169H127V171H128V173H127V177H126V180H125V182H124V184L120 187V188H118V189H116L115 191H113V193H111L110 195H107V196H105V197H100V198H94V199H81V198H78V199H81L82 201H84V204L83 205H81L80 207H77V208H75L74 210H73V212H72V214H74V217L76 218V220H77V222H76V226H75V228H77V229H74V231H80V230H84L85 228H86V226L88 225L87 223H89V221H91V222H95V221H97L98 220V222L100 223V226L99 227H97V228H92L91 230H90V232L88 231V232H86V231H84L83 233H81L80 235L81 236H79V238H78V242H79V245H78V251H79V254L77 255V256H75L74 254H73V252L71 253V254H67L66 252L65 253H63V254H57V255H51L50 256V259L45 263V260H41V261H39V264H100V263H102V264H110L111 263V261H113V264H117V263H119V261H121L122 260V257H121V259H120V256L119 255H121L120 253L122 252V251H124V250H122V251H120L123 247H122V242L125 244H127V241H128V237H127V240L125 239V237L122 235V233H124L126 230H131V229H133L134 227L131 225L132 224V221H134V222H136L135 224H137L138 222H141L142 220H144V218L146 217L145 215H146V213L145 212H148V211H144V215H142V214H140L139 212L141 211V209H142V207H141V205L140 204H142V206H143V209H144V206H145V209H146V207L148 208V206H150V202H149V199L150 198H152L153 199V197H152V194H157V192H155V190L156 191H160L159 192V194H157V196L159 197H154V199H156V201L157 202H159V203H156V204H161L160 203V201H158V199L160 200L161 198H163L162 197V189L164 188V189H166V188H168V186L166 187V185L163 187L162 186V183L165 181V180H167V182L166 183H168L169 181H171V180H168V179H172L173 177H174V180L172 179V181H173V184L175 183V185H174V187H173V189H176V191H178V188H181L180 189V191L183 189V187L186 185V184H188V181L190 182V180L193 182V179H194V177L196 176V178H195V180L196 179H198V180H204L205 182L206 181H208L207 183H212L213 185L215 184V185H220V184H222V182H223V184L222 185H224V183L225 182H227L226 183V185L228 184L229 185V183L231 184V183H235V185L236 186H241V187H243L244 185L243 184H245L246 185V183L247 184H249V182L250 183H254V184H252V185H254V186H256L255 185V182H256V184L258 183V181H260L258 184H257V187H258V189H262V191H263V189H264V99H262V100H259V101H256V102H241V101H236V100H234V99H231V98H229V97H227V96H225V95H223L221 92H219L218 90V93L220 94V96L222 97V99L223 98H227L228 100H229V102L231 103L230 105L231 106H237L238 108H233V111H228V109H226V111H225V109L224 108H221V109H219V110H217V111H215V110H213L211 107H204V108H202V103H200L201 101H199L200 99H199V97H198V95H197V79L199 80V78H197L198 77V70H199V66H197L196 65V62H194V63H190V65H192L193 67H198V69H197V71L196 72H193V73H185V76H184V84H183V86H182V88H180L179 90H178V96H175V97H171L170 99H169V101H167L166 102V104H150V103H147V102H145V101H142V100H139V99H136L135 97H137L138 98V96L136 95V93L133 91V89H132V87H131V85H130V82H132V84H133V86L135 85V87H138L139 86V84L137 83V81H136V79L133 77V75L132 74H129V67H130V65H131V63H132V60L131 61H129V58L133 55H135V46H134V44L131 42ZM143 39H145V38H143ZM142 40V39H141ZM195 40V41H194ZM116 41V40H115ZM123 42V43H122ZM204 48H205V46H203ZM121 49V52H122V54H121V52H119V50ZM123 49V50H122ZM193 50H195V52H193ZM117 52V51H116ZM205 52H206V48H205ZM115 55H117L118 56V58L115 56ZM133 56H132V59H133ZM120 57V58H119ZM122 57V58H121ZM115 59H117V60H115ZM119 59V60H118ZM121 59V60H120ZM117 61H119L120 63H117ZM115 63H116V66H117V68H118V70H119V73H117V75L115 74V70H117V68H116V66H115ZM118 74H120V76L118 75ZM197 74V75H196ZM115 75V76H114ZM26 76V72H25V74H24V77ZM118 76H119V88L117 89V91H116V94L114 93V92H112V94L113 95H116L115 96V98L118 96L117 95V93L120 95L119 97H117L115 100L112 98V96H111V93L109 94V96L107 95V97H106V95L105 94H107L110 90H109V88H110V86H111V83H112V81H113V79H117L118 78ZM121 77V78H120ZM36 83V82H35ZM123 84V85H122ZM127 86H126V85ZM188 84H190V86H187ZM37 85V84H36ZM38 86V85H37ZM123 88H122V87ZM127 87H129L130 88V94L132 93L133 95H132V97H131V99H128L129 97V95L127 96L126 95V93H128V92H126V88ZM121 89H123V90H121ZM128 89V88H127ZM119 90V91H118ZM184 91V93H182L181 91ZM194 91V92H193ZM111 92V91H110ZM119 92H121V93H119ZM124 92V93H123ZM123 94H124V96H123ZM194 95V96H193ZM19 96V95H18ZM105 98H104V97ZM110 96H111V100H114V102H112L111 103V100H109L108 102H106V100H108V99H110ZM127 96V97H126ZM103 97V98H102ZM179 97H182V98H180L179 100H177ZM194 97V98H193ZM102 98V99H101ZM108 98V99H107ZM118 98H120V99H122V100H119ZM125 98H127V101H126V99ZM132 98H134L135 100H132ZM186 98V99H185ZM125 99V101H123ZM17 100V99H16ZM15 100V101H16ZM116 100H118L119 101V103L118 102H115ZM177 100V101H176ZM183 100V101H182ZM188 100V101H187ZM192 100V101H191ZM208 100H209V98H208ZM120 101H122V102H120ZM138 101H140V102H142V103H145V104H149V105H156V106H164V107H166V108H169V110L166 112V113H161L159 110V112L158 113H155L154 111V113L152 112H147V111H145V112H140V113H138V111H137V113H135V111H133V110H135V109H137L136 107H137V103L136 102H138ZM176 101V102H175ZM199 101V102H198ZM184 102V103H183ZM198 102V103H197ZM15 103V102H14ZM13 103V104H14ZM172 103V104H171ZM187 103V104H186ZM209 103V102H208ZM12 104V105H13ZM180 104H181V106H187V107H189V110L186 112V111H184V110H182L181 112H180V110H176L175 108H177V106H180ZM201 104V105H200ZM136 105V107L134 108V106ZM165 105H167V106H165ZM176 105V106H175ZM98 106H99V110H102V117H101V115H99L100 113H101V111H98ZM101 106H103L102 107V109L100 108ZM201 106V107H200ZM210 106V105H209ZM245 106V107H244ZM248 106V107H247ZM11 107V106H10ZM61 107V106H60ZM172 107H173V109H172ZM221 107H224L223 105H221ZM62 108H66V107H62ZM134 108V109H133ZM158 108V107H157ZM171 108V109H170ZM244 108V109H243ZM69 109H71V108H69ZM89 109V110H88ZM95 109V110H94ZM105 109H108V111H107V113L108 114H104V111H105ZM139 109V108H138ZM196 109V110H195ZM200 109H202V110H200ZM241 109V110H240ZM245 109H247V110H245ZM249 109V110H248ZM7 110V109H6ZM90 110H92V111H90ZM94 110V111H93ZM195 110V111H194ZM235 110V111H234ZM238 110H240V111H238ZM5 111V110H4ZM88 111H90V112H88ZM141 111V110H140ZM171 111V112H170ZM183 111H184V113H183ZM191 111V112H190ZM3 112V111H2ZM99 112V113H98ZM175 112V113H174ZM28 113V114H27ZM26 114H23V115H18L17 117H14V118H12L13 120H15V121H17L18 123H31L30 121H32L33 122V124H35V125H37L36 126V129H38L39 130V126L40 125H42V126H44L45 125V122L46 123H52V124H56L57 126H56V129H55V131H57V132H61V131H64L67 127H68V125H70L71 123H72V127L75 129L76 128V126H75V124L77 123H75V121H73V122H70V121H60V120H48V119H41V117H48V116H40V115H37L36 116V114L34 113L33 114V112L32 111H28ZM96 113V114H95ZM106 113V112H105ZM93 114V115H92ZM29 115V116H28ZM181 116V117H187V116H190V117H196V120H198L199 121V119L201 120V122H202V120L204 121L202 124H201V126H199V122L198 123H196L197 125H196V128H195V130L194 131H196L195 132V134H196V136H195V138L196 137H198V138H196V145H199V143L200 142H205V146H204V149L203 150H205L207 147H209V150L207 151V152H205L204 153V151L202 152H200V150H196V154L193 156L192 155V157L193 158H191L190 157V159L187 157V155L185 156V154L186 153H184L185 151H177V149L175 150H171L170 151V148H169V146H168V148H169V151L168 152H166V153H163V155L161 154V156H160V159H161V161L160 162H158V163H160L159 165H158V167H159V175L158 176H155V177H153V178H149V177H146V178H144L143 176H140V174L141 175H143V173H142V171H141V169H142V167H147V166H144L142 163H146V160H148V161H151V160H149L150 158H148V156H150V155H148L149 153H150V150L152 151L150 154L152 155V153H153V150H152V148L151 149H149L151 146H153L154 145V143H153V145H151L150 144V142L152 143L153 141L152 140H154V139H152V135H148L149 137H151V141L149 142V137L146 135L145 136V134L144 133H141V131H143L144 132V127L142 126L143 124H142V122L140 123V124H142L141 126L143 127V130H142V128H140V126L139 125H137L136 126V122H140L141 120H149V119H153V118H155V117H158L157 119L155 118V121H157L159 118L161 119V120H159V123H162V121L164 120V119H162L161 117H163V116H170L171 118L169 119L170 120V122H171V119H172V117L174 116V117H176V116ZM57 116V115H56ZM90 116V115H89ZM126 116V117H125ZM128 116V117H127ZM137 116V117H136ZM161 116V117H160ZM177 116V117H178ZM105 117H104V119H105ZM124 117V118H123ZM130 117H134L133 118V121H130ZM21 118H25V119H21ZM115 118V119H114ZM120 118V119H119ZM126 118H130V119H126ZM136 118V119H135ZM138 118L139 119H141V120H139V121H134V120H138ZM198 118V119H197ZM202 118V119H201ZM213 119V121H211L212 119ZM98 119V120H99ZM209 119H211L210 120V122H209ZM214 119H216L215 120V122H214ZM107 120V119H106ZM114 120V121H113ZM128 120V121H127ZM147 120V121H148ZM150 120V121H151ZM169 120H166L165 119V121H163V123L164 124H162V126L159 124V126H156V127H159V129L161 128V127H163L164 128V126L163 125H165V127L167 128V125L168 124H173V121L174 120H172V122L170 123L169 122ZM102 121V120H101ZM100 121V122H101ZM149 121V122H150ZM154 120H153V122L151 121L150 122V124H152V125H154V124H156V123H158V122H155ZM207 121H208V123H207ZM218 121V122H217ZM87 122H90V123H87ZM131 122H135L134 124L133 123H131ZM166 122H169V123H167V125H166ZM197 122V121H196ZM211 122H214L215 124H213V123H211ZM37 123V124H36ZM74 123V124H73ZM93 123V124H92ZM96 123V122H95ZM148 123V122H147ZM206 123V124H205ZM211 123V124H210ZM113 126H112V125ZM146 124V123H145ZM169 125V126H173V125ZM204 124V125H203ZM1 125V124H0ZM146 125H148V124H146ZM145 125V126H146ZM206 125V126H205ZM3 127H5V128H8V127H6V126H4V125H2ZM132 126H135V127H132ZM178 126V125H177ZM155 127V126H154ZM170 127V128H171ZM199 127V128H198ZM202 127H203V130H202ZM250 127V128H249ZM141 130H140V129ZM147 128V127H146ZM200 130H198V129ZM206 128V129H205ZM10 129V128H9ZM156 129H158V128H156ZM155 129V130H156ZM173 129V131L174 132H177L178 130L175 128V126L174 127H172L170 130H172ZM179 129H181V126H180V128ZM150 130V129H149ZM164 130V129H163ZM183 130V129H182ZM205 130V131H204ZM139 131V132H138ZM146 131V130H145ZM151 131H154L153 129H152V127H151ZM157 131V130H156ZM168 131V130H167ZM184 131H185V129H184ZM14 132V131H13ZM119 132V133H118ZM132 132H133V134H132ZM148 132V131H147ZM155 132V131H154ZM153 132V134H155ZM180 132H181V130H180ZM203 132V133H202ZM37 133H38V131H37ZM161 133V132H160ZM168 133V132H167ZM169 133L171 134V131H169ZM183 134H184V132H182ZM182 133H180V135L182 134ZM185 133H186V131H185ZM120 134V135H119ZM148 134H150V133H148ZM172 134H174V133H172ZM188 134H190L189 133V130H188ZM187 134V135H188ZM215 134V135H214ZM222 134V135H221ZM136 135V136H135ZM166 135V134H165ZM174 135H177V134H174ZM185 135V134H184ZM180 136L179 138H180V140L182 141V140H184L185 139V137L187 138L188 136ZM206 135V136H205ZM221 135V136H220ZM145 136V137H144ZM153 136H155V135H153ZM162 136V135H161ZM208 136V137H207ZM211 136V137H210ZM217 138H216V137ZM218 136H220V138L218 137ZM157 137H159V136H157ZM166 137V136H165ZM164 137V135H163V137L162 138H165ZM135 138V139H134ZM146 138L148 139V140H146ZM155 138V137H154ZM172 138H173V136H172ZM223 138V139H222ZM166 139H167V137H166ZM166 139H164V140H166ZM188 139V138H187ZM187 139L185 140V141H187ZM191 139V138H190ZM202 139H204V140H202ZM212 139L214 140V142L212 141ZM216 139H218V140H216ZM144 140H146V141H144ZM158 140V139H157ZM157 140H154L155 141V143H156V141ZM160 140H161V138H160ZM159 140V141H160ZM168 140V139H167ZM206 140V141H205ZM209 140V141H208ZM38 141H39V139L37 138V140H34V144L36 145L37 143H38ZM173 141H175V140H173ZM173 141H171V142H173ZM198 141V142H197ZM166 142H169V141H166ZM210 142V143H209ZM141 143V144H140ZM149 143V144H148ZM161 143V142H160ZM163 143H165L164 141H163ZM183 143H184V141H183ZM208 143V144H207ZM168 144H170V143H168ZM176 144H177V142H176ZM185 144V143H184ZM192 144V143H191ZM211 144V145H210ZM161 145H163V144H161ZM161 145L158 147L159 149H161L162 147H161ZM188 145H189V143H188ZM187 145V146H188ZM192 145H194V144H192ZM156 146H157V144H156ZM166 146V145H165ZM164 146V147H165ZM171 146H173V145H171ZM182 146V145H181ZM180 146V147H181ZM185 146V145H184ZM195 146V145H194ZM130 147V148H129ZM141 147V148H140ZM145 147V148H144ZM163 147V148H164ZM138 148V149H137ZM167 148V147H166ZM176 148V147H175ZM189 148V147H188ZM187 148V149H188ZM138 151H137V150ZM145 149H146V151H145ZM154 150L156 149V148H153ZM179 149V148H178ZM181 149L183 150L184 148H182L181 147ZM186 149V148H185ZM192 149V148H191ZM141 150V151H140ZM180 150V149H179ZM189 150H190V148H189ZM202 150V149H201ZM207 150V149H206ZM205 150V151H206ZM132 151V152H131ZM162 151V150H161ZM177 151V152H176ZM197 151H198V153H197ZM154 152H156V150L154 151ZM158 152V151H157ZM156 152V153H157ZM160 152V151H159ZM170 152V153H169ZM187 152V151H186ZM136 153V154H135ZM137 153L138 154H140L139 155V157L138 158H140V156L141 157H144V158H142V162H139V160L137 161V159H136V157H137ZM147 155H146V154ZM184 153V154H183ZM189 153V152H188ZM195 153V152H194ZM193 153V154H194ZM183 154V155H182ZM27 155L29 156V154H28V151H27ZM191 155V154H190ZM213 155V156H212ZM153 157L155 156V155H152ZM159 156V155H158ZM189 156V155H188ZM151 157V156H150ZM157 157V156H156ZM156 157H154V158H156ZM212 157H214V158H212ZM29 158H30V156H29ZM147 158V159H146ZM187 158H188V160H187ZM195 158V159H194ZM143 159L145 160V162L143 161ZM158 160H160L159 159V157L157 158ZM157 159H156V161H157ZM152 161H154V160H152ZM151 161V162H152ZM155 161V162H156ZM133 162V163H132ZM138 162H139V164H138ZM155 162H153L152 164L153 165H155L154 163ZM157 163V162H156ZM134 164H138L139 165V168H140V171H139V168H138V166L137 165H134ZM142 165V166H141ZM149 165V164H148ZM151 165V164H150ZM149 165V166H150ZM135 166H137V167H135ZM132 167V168H131ZM157 166H155L154 168H156ZM136 169V170H134V169ZM133 169V170H132ZM157 169V168H156ZM155 169V170H156ZM12 169H10V171H11ZM145 169H143V171H144ZM158 170V169H157ZM132 171V172H131ZM134 171V172H133ZM136 171V172H135ZM140 174H139V173ZM146 172V171H145ZM158 172H156V173H158ZM28 173H29V168H27V169H25V171H24V179H23V181L22 182H20V183H18V184H16V185H14V190H15V195L20 191V189L23 187V185L25 184V182H26V180H27V177H28ZM134 173V174H133ZM196 173V174H195ZM132 174L134 175L133 176V178H132ZM137 174H139V175H137ZM195 174V175H194ZM147 175V174H146ZM155 175V174H154ZM130 176V177H129ZM144 176H145V173H144ZM148 176H149V174H148ZM176 176H180V177H176ZM137 177L139 178V177H143L142 179H143V183H144V185L146 186V183H147V185L148 186H146V188L145 187H143V190L144 191H149V188H151L152 189V193H149V192H147V194H148V197H146L147 199H145V200H147L148 201V203H150V204H146L145 203V201L143 202L142 201V199L144 198H142V194L140 193V196H141V198H140V200H138L139 199V197H135L138 201H136L135 203H134V201H133V203H131V201H132V199H130V197H131V195H133V194H131L130 192H132L133 190H130V189H132V187H134V183H132V182H136L135 180H137ZM162 178V179H161ZM181 178V179H180ZM129 179V180H128ZM133 179V180H132ZM155 179V180H154ZM160 179L163 181V182H161L160 181ZM175 179H178V180H175ZM190 179V180H189ZM128 180V181H127ZM153 180V181H152ZM156 180H159L160 182V184L159 183H156ZM184 180V181H183ZM200 180V181H201ZM138 181V180H137ZM155 181V182H154ZM178 181V182H177ZM187 181V182H186ZM130 184H132L130 187L129 186H127V185H130ZM177 182V183H176ZM183 182V183H182ZM184 182H186V184L184 183ZM196 182V181H195ZM216 182V183H215ZM218 182V183H217ZM221 182V183H220ZM142 183V184H143ZM179 183V184H178ZM181 183V184H180ZM242 183V184H241ZM165 184V183H164ZM168 184H170V185H172L171 184V182L170 183H168ZM185 184V185H184ZM189 184H191L192 185V183H189ZM189 184H188V186H189ZM124 185L127 187H125L126 188V190H124L125 188H124ZM135 185H136V183H135ZM143 185V186H144ZM149 185L151 186V187H149ZM157 185H159V186H157ZM182 185V186H181ZM184 185V186H183ZM243 185V186H242ZM251 185V184H250ZM161 186H162V189H161ZM188 186H186V188H184V189H188L187 187ZM195 187H196V185H194ZM193 186V187H194ZM254 186H252L253 188H254ZM261 186V187H260ZM123 187V188H122ZM137 187H138V182H137ZM147 187H148V189H147ZM153 187H156V189H154ZM166 187V188H165ZM171 187V186H170ZM169 187V188H170ZM176 187V188H175ZM121 188H122V190H124L126 193H127V191H129L128 192V194H129V196H128V194H126V193H124V191L122 192V190H121ZM129 188V189H128ZM158 188L160 189V190H158ZM244 188V187H243ZM256 188V187H255ZM128 189V190H127ZM135 189V188H134ZM136 189H138V188H136ZM146 189V190H145ZM150 189V190H151ZM163 189V190H164ZM170 189H172V188H170ZM170 189H168V191H169V193L171 192V191H174V190H170ZM183 189V190H184ZM2 190H4L3 188H2V186L0 185V192L2 191ZM143 190H141V188H140V190L138 189V192H143ZM167 190V189H166ZM192 190H194V189H192ZM196 190V189H195ZM257 190V189H256ZM118 191H121L122 193V195L121 194H119L118 193ZM165 191V190H164ZM135 193H136V191H134ZM133 192V193H134ZM167 192V191H166ZM175 192V191H174ZM190 192V189H189V191H188V193L186 194V193H183V194H185L186 196L188 195V194H190L191 195V193H189ZM117 193V194H116ZM168 193V192H167ZM173 193V192H172ZM177 193V192H176ZM181 193H182V191H181ZM180 193V197H179V194H177L178 196H175V194L173 193V196H175L176 198H177V200H178V204L180 203V204H182L181 206H183V203L182 202H185V204H186V197L185 196H183L184 198H182V194ZM114 194H116V196L115 197H113V198H115L114 200L111 198L112 196H114ZM121 195V196H119V195ZM123 194H124V196H123ZM166 193H164V195H165ZM145 195H146V193H145ZM151 197H150V196ZM160 195H161V197H160ZM169 194H167V195H165V198L168 196ZM171 195V194H170ZM169 195V196H170ZM192 195L194 196V194L192 193ZM118 196V197H117ZM127 196V197H126ZM118 198V200H116L117 198ZM120 197V198H119ZM133 197V196H132ZM179 197V198H178ZM190 197H192V196H190ZM190 197H188V199H187V201L188 200H190V201H192V198H190ZM122 198H124V199H122ZM126 198L127 199H129V201L128 202H125V201H127L126 200ZM135 198H133V199H135ZM161 199V201H165V200H167V199ZM168 198H170L171 200H172V198L171 197H168ZM176 198L174 199V200H176ZM123 200V201H121V200ZM151 200V202L152 201H154V202H156L155 200ZM180 199H185V201L184 200H180ZM8 199H0V202H3V201H7ZM10 200V199H9ZM144 200V199H143ZM169 200V199H168ZM167 200V202H166V204H165V207L167 206V204H169L168 201ZM170 200V201H171ZM176 200V201H177ZM176 201H175V206H177V203H176ZM120 202V203H119ZM127 203V204H123V203ZM137 202H138V204H137ZM142 202V203H141ZM152 203L151 205H153V207L154 208H152L151 210H153V209H155L154 210V212L155 211H157V207H158V210H159V205L157 206V205H155L154 206V204L155 203ZM129 203H130V205H129ZM164 203L165 202H163L162 204L164 205ZM171 203V205H172V202H170ZM118 204V205H117ZM120 204H123V206H121ZM131 204L133 205L132 207H131ZM134 204H135V206H136V204H137V207H135L134 206ZM144 204H146V205H148V206H146V205H144ZM174 204L172 205V206H174ZM184 204V205H185ZM190 204L191 203H188L187 202V204L185 205V206H190ZM117 205V206H116ZM120 205V206H119ZM127 205V206H126ZM128 205L130 206V207H128ZM140 205V206H139ZM163 205L160 207V208H164L163 207ZM170 205V204H169ZM185 206H184V208H185ZM188 206V207H189ZM118 207H121L122 209L123 208H125L124 210V212H128L127 214L126 213H122V211H120L121 212V214L119 213V217H118V214L116 215V213L114 214V212L118 209ZM133 207H135V208H133ZM138 207H141V208H139V209H136V208H138ZM156 207V208H155ZM169 207H171V206H169ZM179 207V205L177 206V208ZM188 207H187V210H188ZM120 208V209H121ZM126 208H127V211H126ZM128 208H130V212H129V209ZM167 208V210H168V207H166ZM165 208V209H166ZM176 208V207H175ZM174 207H173V209L172 208H170V210H169V214H171V215H173L174 213H172L171 212V210L173 211L174 209H175ZM181 208H183V207H180V209ZM30 209H34V211L33 212H31L28 216L30 217V219H33V220H35V221H38V222H41V223H43V224H41V225H39V226H37L36 228H35V230H34V232H35V234L38 236V237H40V239L38 240V242H39V246L40 245H42V239L43 238H45V237H47V240H48V243H47V251H50V246H49V244H50V237L51 236H53L54 234H55V229H54V227H55V225H56V223H57V221H64L65 220V217L67 216V214H66V212L61 208V207H57V208H51V207H49L48 205H44V206H42V207H32V208H30ZM121 209V210H122ZM134 209V210H133ZM143 209H142V211L141 212H143ZM144 209V210H145ZM179 208H178V210H180ZM137 210V211H136ZM147 210V209H146ZM164 212H165V210L164 209H162ZM177 210V209H176ZM176 210H175V212H176ZM183 210V209H182ZM118 211V210H117ZM133 211V212H132ZM135 211L138 213V217H137V213H136V215H135ZM183 211H185V212H182V214L184 213L185 215H187L186 213H188V211H186V209L185 210H183ZM112 212H113V214H112ZM152 212V213H151ZM151 212H148V213H151V214H154V212L153 211H151ZM158 212H160V211H158ZM158 212H156L155 214H157ZM129 213H134L133 215H134V217H133V215H132V217L134 218V219H136V217H137V219H138V221H136V220H132V221H130V220H128L127 218L129 217H131V216H128V215H131V214H129ZM147 213V214H148ZM161 213V212H160ZM159 213V214H160ZM71 214V215H72ZM91 214V215H90ZM107 214H109V215H107ZM110 214H112V215H114V216H111ZM124 214V215H123ZM140 214V215H139ZM176 214V213H175ZM70 215V214H69ZM68 215V216H69ZM127 215V216H126ZM178 215L180 216L181 215V210H180V212L178 211ZM178 215H175V216H178ZM184 215V216H185ZM91 216V217H90ZM109 216V217H108ZM120 216L121 217H123V219L121 218V220H123L122 222H121V220L120 221H118L119 220V218H120ZM124 216H126V217H124ZM136 216V217H135ZM139 216H141V217H139ZM145 216V217H144ZM148 216H150V215H148ZM165 215H162V217L161 216H159L160 218H158V219H163V217H164ZM183 215H182V218L183 219H186L187 221H186V223L188 222L189 223V216H190V214L188 213V218H186V216L184 217ZM94 217V218H93ZM103 217V218H102ZM142 217H144V218H142ZM166 217H167V215H166ZM165 217V218H166ZM172 217V216H171ZM171 217H169V219H174V220H176V223H178L177 222V220H179L180 222L179 223H181L180 225L181 226H183L184 225V222L185 221H183V225H182V218H181V220H180V218L179 217H175V218H171ZM181 217V216H180ZM100 218V219H99ZM111 218H113L112 219V222L110 221V219ZM115 218H118V219H116V221L117 222H119V223H117V222H115ZM124 218H126L125 220H124ZM147 218H149V217H147ZM150 218H152L151 220H153L154 219V221H155V219L156 220H158L157 218H156V216L154 215H152ZM164 218V219H165ZM176 218H178V219H176ZM103 219H104V221H103ZM105 219H106V221H107V223L105 222ZM131 219V218H130ZM142 219V220H141ZM146 219V218H145ZM167 220H168V217L166 218ZM165 219V220H166ZM114 220V221H113ZM127 220V221H126ZM146 220H148V219H146ZM150 220V221H151ZM160 220V221H161ZM166 220V221H167ZM174 220H168V221H170V222H174ZM102 221V222H101ZM110 221V222H109ZM128 222L127 224H129V221H130V225L132 226V228L131 227H127V229H126V227H125V229L124 230H122V228H124L123 226H127V224H123V223H126V222ZM149 221V222H150ZM153 221V222H154ZM113 222H115L116 224H117V226L120 228V231H118V229L119 228H116V227H113L111 230H113V231H108L107 232V230H108V228H111L112 226H110L109 227V225H111ZM143 222H145V221H143ZM143 222H141V224H143ZM148 222V221H147ZM161 222H163V221H161ZM160 222V223H161ZM102 223H104V224H102ZM108 223H110L109 225H108V227H107V225L106 224H108ZM115 223H114V226H115ZM155 223L156 224H158V225H156L155 226V228H154V230L153 231H155V230H157V228H159L160 227V225H162L163 223L164 224H166V222L164 221L163 223H161L160 225H159V220L156 222L155 221ZM169 223V222H168ZM175 223V222H174ZM178 223V224H179ZM185 223V224H186ZM139 224V223H138ZM190 224V223H189ZM188 224V225H189ZM119 225H121V227L119 226ZM123 225V226H122ZM133 225H134V223H133ZM151 225V224H150ZM174 225L176 226L177 224H170L169 225V227H171V228H173L174 227ZM180 225H177V226H180ZM106 226V227H105ZM136 226V225H135ZM138 226V225H137ZM144 226V225H143ZM159 226V227H158ZM163 226V228H165V226L164 225H162ZM173 226V227H172ZM187 225H185L184 226V228H182V227H179V228H181V230H183V232H185V231H187L188 229H191L190 227H188V229L187 228H185ZM103 227V228H102ZM168 227V228H169ZM102 228V229H101ZM163 228H161V229H163ZM168 228H166V229H168ZM175 228V227H174ZM176 228H178V227H176ZM175 228V229H176ZM106 231H105V230ZM137 229V228H136ZM135 229V230H136ZM151 229V228H150ZM152 229H153V227H152ZM187 229V230H186ZM96 230H97V232H96ZM103 230V231H102ZM138 230V229H137ZM145 230V229H144ZM143 230V231H144ZM149 230V229H148ZM159 230H160V228H159ZM164 230V229H163ZM163 230L161 231V236L163 237V235L167 232V234L165 235V236H168V233H170V235L171 236H174V237H172L171 239H175V240H178V242H176L175 240V242H173V245L171 246V245H169L170 247H172L173 248V246L175 245V247L173 248L174 250H175V252H176V254L173 252V256L176 258V257H179V256H177L178 254H180L181 252L179 251V249H182V247H186V246H180V244H179V239H177V238H180V236H182L181 234H185L186 235V233H181V232H179V231H181L180 229L179 230H175L178 234H174L173 235V233H174V231H172L171 229H169V230H171V232L169 231V230H167V231H165L164 232V234L162 233L163 232ZM105 231V232H104ZM118 231V232H117ZM123 231V232H122ZM132 231H134V230H132ZM158 231V230H157ZM156 231V232H157ZM191 231V230H190ZM189 230H188V232H190ZM99 232V233H98ZM107 232V233H106ZM110 232H112V233H110ZM122 232V233H121ZM129 232V231H128ZM127 231L124 233L125 235L128 233ZM150 232V231H149ZM155 232V233H156ZM175 232V233H176ZM105 233V234H104ZM130 233V232H129ZM145 233V232H144ZM147 233H148V231H147ZM151 233V232H150ZM179 233H181V234H179ZM94 234V235H93ZM99 234V235H98ZM108 234V235H107ZM130 234H132V233H130ZM134 234V233H133ZM153 234V233H152ZM191 234V233H190ZM103 235V236H102ZM105 235H107V237L105 236ZM110 235V236H109ZM118 237H117V236ZM119 235H120V237H119ZM155 235V234H154ZM159 235V237H161L160 236V234H158ZM158 235L156 234V236H157V239L159 238L158 237ZM169 235V236H170ZM90 236H91V238L93 239V240H91V238H90ZM94 236V237H93ZM104 236H105V239L107 240H105L104 239ZM124 237V238H121V237ZM144 236H147L148 238H144L143 237V235H142V237L145 239V242H146V244L143 242V240H140L139 241V239L137 238V243H138V245H137V247H139V245H141L140 247H142V249L141 248H137V249H141V250H139V251H143L142 253H146L145 251L147 250V253H146V255H150V254H148L149 252H151V251H149L148 252V247H147V249H144V247H145V245L147 246L148 244H150L151 243V239L149 238V236L150 237H152V235L150 234V235H144ZM165 236H164V238H165ZM168 236V237H169ZM175 236L177 237V238H175ZM187 236V235H186ZM108 237L110 238L109 240H108ZM132 237V236H131ZM137 237V236H136ZM136 237H134L135 239H136ZM155 237V236H154ZM168 237H166V239L164 240H162L164 243H166V245L164 246V245H160V247H159V244H157V245H155V246H157L158 248H157V250H152V248H151V245H148L150 248H151V250H152V252L153 253H155V251H159V248H161L160 249V251L159 252H162V253H165L166 251H168L169 252V248H168V250H166V251H163V250H165L166 248H164V247H167L168 246V243L169 242H171L170 240V237L168 238ZM84 240H83V239ZM100 238H102L101 240H100ZM143 238H140V239H143ZM167 238L168 239H170L169 241L167 240ZM188 236H187V240H188ZM18 239H20V238H18ZM96 239V240H95ZM98 239L103 243V246L105 245V241H106V246H107V248L108 247H110L109 248V250L107 249V248H103V250L104 249H107V250H105V252L102 250V245L100 244V245H98L99 243H100V241H98ZM124 239V240H123ZM147 239H149V242L150 243H148L147 244ZM156 238H154V239H152V240H155ZM156 239V240H157ZM181 239V238H180ZM189 239H192V236L189 238ZM20 240H22V239H20ZM90 240V241H89ZM104 242H103V241ZM122 240V241H121ZM172 240V241H173ZM185 240V239H184ZM187 240H185L186 242H187ZM23 241V240H22ZM89 241V242H88ZM95 241V242H94ZM98 241V242H97ZM114 241V242H113ZM119 241V242H118ZM129 241H131V240H129ZM139 241V242H138ZM142 241V242H141ZM158 241V240H157ZM182 241V240H181ZM185 241H183V242H185ZM190 240H188V244H190L191 242H193V240L191 241V242H189ZM24 242V241H23ZM92 242V243H91ZM110 242H112V244L110 243ZM134 242H136V241H134ZM134 242H133V244H134ZM141 242V243H140ZM153 242V241H152ZM155 242V241H154ZM158 242H160V241H158ZM157 242V243H158ZM183 242H180L181 244L183 243ZM185 242V244L187 245V243ZM25 243V242H24ZM98 243V244H97ZM116 243H117V245H116ZM118 243L120 244V246L118 245ZM131 244H132V241L130 242ZM140 243V244H139ZM144 243V244H143ZM175 243V244H174ZM93 244V246H91ZM95 244H97V245H95ZM108 244H109V246H108ZM115 244V245H114ZM129 244V243H128ZM127 244V245H128ZM131 244H129V245H131ZM132 244V245H133ZM155 244V243H154ZM160 244H162V242L160 243ZM171 244H172V242H171ZM177 244H179V249H176V248H178L177 247ZM185 244H183V245H185ZM25 245H26V243H25ZM95 245V246H94ZM111 245V246H110ZM142 245H144V246H142ZM193 246V244L191 243L190 245H188V247L189 246ZM27 246V245H26ZM105 246V247H106ZM115 248H114V247ZM116 246H118L120 249H118V247H116ZM163 246V247H162ZM168 246V247H169ZM191 246V250L193 249V247ZM91 249H90V248ZM99 247H101V248H99ZM126 247V246H125ZM129 247V246H128ZM136 247V246H135ZM99 248V249H98ZM146 248V247H145ZM150 248H149V250H150ZM155 248V247H154ZM164 248V249H163ZM29 249V248H28ZM52 249V248H51ZM83 249V250H82ZM93 249V250H92ZM116 251V249H118L117 251L118 252H116V253H119V251H120V253H119V257L118 256H116L115 255V253H114V255L116 256V257H114V255H113V253H112V251H114V250ZM126 249V248H125ZM131 249V248H130ZM145 251H144V250ZM156 249V248H155ZM163 249V250H162ZM172 249V251H174ZM97 250H101V252H99V251H97ZM129 250V249H128ZM135 249L133 248L132 249V251L133 252H135L134 251ZM190 250V249H189ZM29 251H30V253H31V250L29 249ZM97 251V252H96ZM109 251H111V252H109ZM137 251V250H136ZM171 251V252H172ZM85 252V253H84ZM92 252V253H91ZM99 252V253H98ZM107 252H109V253H107ZM126 252V251H125ZM130 252H131V250H130ZM129 252V253H130ZM130 253V254H132V255H128V256H130L132 259H133V257L135 256V254L134 253ZM151 252V253H152ZM156 252V255H158V254H160V258L159 259H161V256H163V255H165L166 256V254H163V255H161L162 253H157ZM107 253V254H106ZM152 253V254H153ZM170 253V252H169ZM168 253V254H169ZM45 254H46V251H45ZM101 254V255H100ZM123 254V253H122ZM31 255H32V253H31ZM94 255V256H93ZM103 255V256H102ZM106 255V256H105ZM108 255V256H107ZM126 255H127V253H126ZM137 255H138V253L136 254V256L135 257H137ZM139 255H141V252H140V254ZM155 254H153L152 256H156ZM123 256V255H122ZM133 256V257H132ZM93 257V258H92ZM96 257H98V258H96ZM101 257H102V259H101ZM108 257H110V258H108ZM114 257V258H113ZM126 257V256H125ZM145 257V256H144ZM147 257V256H146ZM145 257V258H146ZM150 257H151V255H150ZM158 257H159V255H158ZM164 257V256H163ZM167 257H169V255L167 256ZM167 257H164V258H167ZM32 258H33V264H36V262L34 261V257H33V255H32ZM112 258V259H111ZM115 258H117V259H115ZM131 258H129V259H127L126 261V263H125V258L122 260V261H124V263L125 264H135V262H131L130 261V259ZM138 258V257H137ZM139 258H143L142 256L140 257L139 256ZM149 258V257H148ZM157 258V257H156ZM175 258L173 259V262H175L176 263V261L178 260L177 258H176V260H175ZM95 259V260H94ZM118 259H120L119 261H118ZM152 259V258H151ZM163 259V258H162ZM161 259V260H162ZM172 259V258H171ZM171 259H169V260H171ZM86 260V261H85ZM91 260H93V261H91ZM105 260V261H104ZM108 260H110V261H108ZM115 260H117V261H115ZM136 260V259H135ZM135 260H133V261H135ZM140 260V259H139ZM147 260V259H146ZM145 260V261H146ZM153 261H154V259H152ZM175 260V261H174ZM131 262V263H128V262ZM143 261H144V259H143ZM139 262L140 264H151V262L153 263V261H150V263H147V262ZM156 261H158V260H156ZM164 261H165V259H164ZM167 261V263H168V259L166 260ZM115 262V263H114ZM149 262V261H148ZM160 262H162V261H160ZM159 262V263H160ZM123 262H122V264H124ZM163 263V262H162ZM172 263V262H171ZM112 264V263H111ZM121 264V263H120ZM157 264V263H156ZM163 264H166V262H164ZM174 264V263H173Z\"/></svg>",
	"mask_w": 264,
	"mask_h": 264
},
{
	"label": "built area",
	"instance_id": "4",
	"mask_svg": "<svg viewBox=\"0 0 264 264\" xmlns=\"http://www.w3.org/2000/svg\"><path fill=\"white\" fill-rule=\"evenodd\" d=\"M202 47H203V45L201 44V45H198V46H196V48H195V49H196L197 51H199V50H200V48H202Z\"/></svg>",
	"mask_w": 264,
	"mask_h": 264
}]
</instances>
